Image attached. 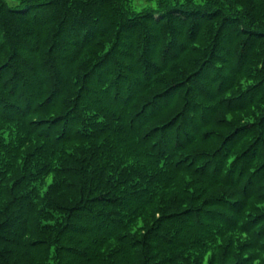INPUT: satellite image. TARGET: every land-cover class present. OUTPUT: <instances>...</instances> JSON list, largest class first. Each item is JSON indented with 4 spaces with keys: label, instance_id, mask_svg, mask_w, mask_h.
<instances>
[{
    "label": "trees",
    "instance_id": "1",
    "mask_svg": "<svg viewBox=\"0 0 264 264\" xmlns=\"http://www.w3.org/2000/svg\"><path fill=\"white\" fill-rule=\"evenodd\" d=\"M7 1L0 264H264V0Z\"/></svg>",
    "mask_w": 264,
    "mask_h": 264
},
{
    "label": "rangeland",
    "instance_id": "2",
    "mask_svg": "<svg viewBox=\"0 0 264 264\" xmlns=\"http://www.w3.org/2000/svg\"><path fill=\"white\" fill-rule=\"evenodd\" d=\"M7 2L9 3V5H15L17 3L16 0H8Z\"/></svg>",
    "mask_w": 264,
    "mask_h": 264
}]
</instances>
